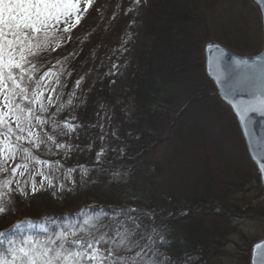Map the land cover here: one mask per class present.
<instances>
[{"label": "trees", "instance_id": "trees-1", "mask_svg": "<svg viewBox=\"0 0 264 264\" xmlns=\"http://www.w3.org/2000/svg\"><path fill=\"white\" fill-rule=\"evenodd\" d=\"M124 1L96 0L88 8L86 34L66 41L63 36L59 41L53 40L56 50L46 52L40 61H33L38 69L33 80L49 73L40 81V91L47 89L42 95L47 110L36 112L46 123L40 125L33 120L32 130L38 134L39 147L25 139L22 144L28 153L19 151L13 160L12 166L28 164L24 175L15 178L10 171L0 172V181L12 180L10 189L22 187L26 192L21 195L18 191L3 189L5 195L0 203L7 212L0 215V232L4 233L0 236L2 254L7 255L8 241L19 242L26 237L45 246L58 247L63 242L66 248L78 249V245L70 242L71 238L62 241L56 237L61 232L71 233L83 228L97 237L107 233L117 240V232L130 233L131 250L122 248L118 253L127 264H133V260L136 264H148L153 260L157 264L161 261L163 264H208L203 246L198 245L200 235L196 234L195 226L187 232L183 225L180 232L178 220L180 217L196 219L197 214L210 206L213 207L210 213L222 222L229 220L225 209L218 211L219 205H225L224 200L217 204L212 201L211 194H203L178 201V196L172 192L154 194L152 163L144 161L166 139L185 111L183 107L179 116H173L177 93H188L192 101L213 93L206 89L210 87L211 90L213 84L199 70L201 60L195 56L201 53L204 38L200 40L196 36L199 25L193 15L197 8L192 6L191 0H153L145 24L149 41L137 53L124 94L116 96L111 92V83L117 78L114 70L126 61L130 44L126 34L135 30V15L127 12L119 34L94 70L83 104L77 105L78 94L88 81L95 54L102 47L108 30L117 22ZM204 1L212 2V10L216 8L213 0ZM234 34L241 36L239 28ZM227 42L242 50L240 45ZM201 68L203 70V64ZM104 104L112 106V121L105 134L110 141L101 155L99 148L104 134L95 121ZM33 107L38 109L39 105ZM70 112L76 114V136L73 138L66 126ZM65 146L69 151L63 152ZM41 161L47 162L39 169L48 183L37 184V191L29 193V178L34 176L32 169ZM144 169L148 173L144 178L152 188H141V179L137 177ZM69 171L70 181L66 175ZM82 173L86 176L84 181ZM118 175L121 179L115 181ZM214 181L217 182L216 178ZM212 196L218 195L213 193ZM92 199L95 202H90ZM259 204L262 206L258 207ZM217 205L219 207L214 208ZM249 210L259 215L264 212V202L255 203ZM86 220L89 223L85 224ZM79 235L84 233L79 232ZM186 236L188 239H184ZM50 240H56V244L48 245Z\"/></svg>", "mask_w": 264, "mask_h": 264}, {"label": "rangeland", "instance_id": "rangeland-1", "mask_svg": "<svg viewBox=\"0 0 264 264\" xmlns=\"http://www.w3.org/2000/svg\"><path fill=\"white\" fill-rule=\"evenodd\" d=\"M152 3L153 0H140L139 4H136L135 0L124 1L117 22L108 30L102 47L95 54V61L90 70L88 81L78 94V106L83 104L85 92L92 83L98 62L105 57L107 47L119 34L121 21L126 13L131 11L135 15L136 22L133 24L135 30L126 34L130 43L127 48V59L123 64L116 66L114 73L117 78L111 83V92L114 95L124 94L137 53L150 38L146 32L145 24ZM213 3L216 4L214 10L211 9L212 2L208 4L204 0H191L192 6L197 8L196 14L192 15L196 17V24L199 25L197 34L194 33L198 39L204 38L201 53L197 52L195 56L201 60L199 70L205 75L203 49L208 38H212L240 54L259 51L264 41L260 13L252 0H213ZM81 7L82 9L85 7L83 0ZM88 8L84 12L80 24L69 34L71 39H75L83 33L86 34L84 28ZM234 15L237 18L233 17ZM222 28L225 29L222 30ZM236 28H239L241 36L234 34ZM225 32L228 35L225 36ZM206 34H208L207 37ZM66 40L70 39L64 41ZM227 41L240 45L242 50L235 49ZM208 81L210 82V80ZM206 89L208 92L212 93L213 91L214 93L213 88ZM41 92L43 95L47 89L41 90ZM213 93L205 96L202 100L195 101L190 99L188 93H177L178 100L173 107V116H179L183 107L185 111L179 117L172 131L166 135V139L153 149L144 161L152 163L150 171L156 185L153 187L154 194L161 195L172 192L178 196V201L203 194L206 196L211 194L212 201L217 204H221V200H224L225 205L214 207H219L217 210L220 212L222 209L226 210L229 220L224 222L215 214L210 213L213 211L211 206L207 211L204 210L199 215L197 214L196 219L178 218V231L183 225L187 232L196 228V234L200 235L197 240L198 245L203 246L206 250L203 252L208 264H250L253 242L264 237V212L257 215L252 213L249 207H253L260 201L264 202V188L261 185L257 169L248 156L236 119L231 111L220 102L216 93H214L215 95ZM111 113L112 106L104 104L95 121L100 132L104 134L99 148L101 155L110 141L105 134L109 132L112 121ZM75 118V112H70L69 121L66 123L68 129L69 125L74 129L69 130L72 138L76 136ZM67 151L69 149L65 146L63 152ZM13 160H8L3 166L8 169L14 167L12 166ZM46 163H37L32 169L34 176L29 178L28 186L31 187H28L27 192H32L30 189L33 184L38 188L37 184L46 185L48 183L44 175L39 174L42 173L39 168L45 166ZM17 171L19 173L24 170L18 169ZM70 173L69 171L66 174L69 181ZM146 174H148L147 170L144 169L143 174L137 177L141 179V188H152L149 180L144 178ZM16 175L17 177L21 176L15 174V178H17ZM81 178L82 181L86 179L85 173H82ZM129 178L133 179V176L130 175ZM214 178L217 182L214 181ZM119 179H121V175L114 178L115 181H119ZM126 189L131 191L129 187ZM213 193L218 196H212ZM90 202L95 201L92 199ZM259 206L262 205L259 204ZM193 226L195 227L193 228ZM184 239H188V236Z\"/></svg>", "mask_w": 264, "mask_h": 264}, {"label": "snow or ice", "instance_id": "snow-or-ice-1", "mask_svg": "<svg viewBox=\"0 0 264 264\" xmlns=\"http://www.w3.org/2000/svg\"><path fill=\"white\" fill-rule=\"evenodd\" d=\"M93 3L94 0H83L85 7L82 9V0H0V172L10 171L14 175L23 176L24 171L18 173L17 170H26L28 164H16L10 169L3 165L8 160H13L18 151L28 153V149L23 147V140L28 139L29 143L39 147V137L32 130V122L35 120L40 125L46 123L36 112L47 110L42 100L40 81L49 73L46 72L44 76L33 80L38 71L33 61H40L46 52L56 50L52 46L53 40L59 41L61 36L71 39L67 34L80 24L84 12ZM135 3L139 4L140 0H135ZM59 46L57 43L56 47ZM238 63L246 65L247 61ZM259 71L264 78V66L260 67ZM76 83L79 85L80 81ZM34 105H39V108L34 109ZM232 107L241 115V119L248 112L264 114V94L243 106L233 103ZM69 130H74L71 125ZM32 137L37 139L33 140ZM48 139L51 140L52 137L49 136ZM27 158L25 156V159ZM260 170L264 172V160L260 163ZM11 184V179L0 181V200L5 195L3 189L26 195L22 187L10 189ZM49 184L51 185V181ZM31 190L33 193L37 191L35 184ZM6 212L7 208L0 203V215ZM133 223L135 224V220ZM79 232L84 235H79ZM2 235L4 233L0 232V236ZM129 235L127 232H117V240L108 237L107 233L97 237L93 232L81 228L71 233L61 232L56 237V240L62 241L71 237L70 242L78 245V249L66 248L63 242L58 247L45 246L31 237L19 242L8 241L7 255L0 253V264H127L124 257L118 253L122 248L131 250ZM56 240L47 243L55 245ZM105 244L108 245L107 248L104 247ZM136 255L140 256V252ZM8 256H11V259ZM133 264H136L135 260ZM148 264L157 262L153 260ZM160 264H163V261ZM252 264H264V244L256 245Z\"/></svg>", "mask_w": 264, "mask_h": 264}, {"label": "water", "instance_id": "water-1", "mask_svg": "<svg viewBox=\"0 0 264 264\" xmlns=\"http://www.w3.org/2000/svg\"><path fill=\"white\" fill-rule=\"evenodd\" d=\"M252 1L260 13L264 40V0ZM203 50L206 76L213 83L218 98L230 108L235 117L247 153L264 188V172L260 170V163L264 160V114L248 112L241 119V115L232 107L233 103L243 106L264 94V78L259 71L264 66V41L259 51L240 54L208 38ZM240 61H247V64L238 63ZM257 244H264V237L252 244L250 264Z\"/></svg>", "mask_w": 264, "mask_h": 264}, {"label": "bare ground", "instance_id": "bare-ground-1", "mask_svg": "<svg viewBox=\"0 0 264 264\" xmlns=\"http://www.w3.org/2000/svg\"><path fill=\"white\" fill-rule=\"evenodd\" d=\"M258 10V9H257ZM213 90H215V87H214V85H213ZM226 108H228L229 110H230V108L225 104V103H223L222 101H220Z\"/></svg>", "mask_w": 264, "mask_h": 264}]
</instances>
